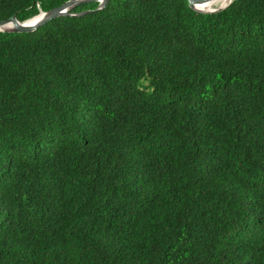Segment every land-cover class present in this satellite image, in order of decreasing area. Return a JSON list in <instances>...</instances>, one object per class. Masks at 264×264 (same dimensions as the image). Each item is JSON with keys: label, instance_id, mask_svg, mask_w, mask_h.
I'll return each instance as SVG.
<instances>
[{"label": "trees", "instance_id": "obj_1", "mask_svg": "<svg viewBox=\"0 0 264 264\" xmlns=\"http://www.w3.org/2000/svg\"><path fill=\"white\" fill-rule=\"evenodd\" d=\"M96 6L0 31V264H264V0Z\"/></svg>", "mask_w": 264, "mask_h": 264}, {"label": "water", "instance_id": "obj_2", "mask_svg": "<svg viewBox=\"0 0 264 264\" xmlns=\"http://www.w3.org/2000/svg\"><path fill=\"white\" fill-rule=\"evenodd\" d=\"M95 1L97 2V6L95 9L102 8L109 0H66L62 4L53 7L48 10H40L36 15L32 16L29 19H26L24 21H19L14 15L10 16L7 19L0 20V31H7V32H27V31H33L37 29L38 27L44 25L48 21L59 17V16H65V15H83L85 13L91 12V10H81L77 12H73L72 9L82 3ZM188 3V6L194 10L197 11H203V12H212L219 10L226 6L228 3H226L224 6L215 7L209 10H203L199 9L194 5V2L196 0H186ZM200 1V0H198ZM35 18V19H34ZM34 19L31 22H28L29 20Z\"/></svg>", "mask_w": 264, "mask_h": 264}, {"label": "bare ground", "instance_id": "obj_3", "mask_svg": "<svg viewBox=\"0 0 264 264\" xmlns=\"http://www.w3.org/2000/svg\"><path fill=\"white\" fill-rule=\"evenodd\" d=\"M230 0H206V3H198L197 1L194 2V5L199 9L209 10L215 7L224 6ZM217 2L216 4L212 5L213 3ZM35 19V18H34ZM34 19L29 20L28 22L33 21Z\"/></svg>", "mask_w": 264, "mask_h": 264}]
</instances>
